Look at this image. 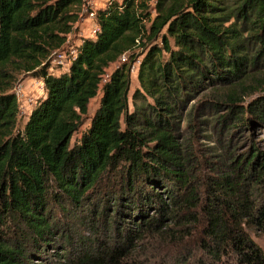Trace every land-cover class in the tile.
Here are the masks:
<instances>
[{
	"label": "trees",
	"instance_id": "trees-1",
	"mask_svg": "<svg viewBox=\"0 0 264 264\" xmlns=\"http://www.w3.org/2000/svg\"><path fill=\"white\" fill-rule=\"evenodd\" d=\"M85 2L0 0V264H143L134 253L148 241L143 250L187 237L203 264H264L251 234L264 236V153L202 176L180 120L196 126L185 110L203 87L229 114L264 87V0H110L68 68L51 73ZM22 71L45 92L21 127L10 89ZM254 104L264 120V98Z\"/></svg>",
	"mask_w": 264,
	"mask_h": 264
},
{
	"label": "rangeland",
	"instance_id": "rangeland-1",
	"mask_svg": "<svg viewBox=\"0 0 264 264\" xmlns=\"http://www.w3.org/2000/svg\"><path fill=\"white\" fill-rule=\"evenodd\" d=\"M110 0H86L83 6L81 19L75 24L74 30L68 34L66 44L51 52L49 62H51V73L57 74L66 70L69 66L70 55L68 51L77 44L81 43L82 36L90 34L93 25V20L89 18L91 9L97 10L105 7ZM88 8H91L90 10ZM143 48H136V60L131 63V90H130V107L133 108L132 95L136 89L140 88L138 80V71L140 61L144 54ZM66 51V52H64ZM48 61V60H47ZM122 62H128V56H123L118 62L114 63L108 70L111 72L116 66ZM11 92L17 96V102L20 108L19 126H24L29 114L35 107L38 99L44 95L45 85L43 79L36 77L33 72H18L14 78ZM212 87H203L200 91L193 93L190 101L187 104L186 112L192 113L196 126L189 125V114L182 117L181 125L185 132V137L193 143L196 150L194 162L199 164L198 171L202 176H207L208 173H216L217 170L227 168L231 161L241 159L243 156L250 158L253 153H264V120L257 118L258 113H253L251 105L257 99L264 98V87L256 86L249 90L248 94L243 96L239 106L232 114H229V108L222 105H214L210 100L217 99L214 97ZM101 91L93 98L89 104L88 114L83 118V125L80 131L74 135L72 144L81 136V133L88 128L91 118L100 103ZM241 109L245 112L241 113ZM255 110V109H254ZM228 115L226 120L223 115ZM241 116V120L239 117ZM247 119L246 121H243ZM255 120V122H253ZM264 162V157L262 158ZM63 219V218H62ZM79 229L83 230V227ZM252 237L262 247L264 251V236L258 231H254ZM152 241H148L150 243ZM196 237H187L184 240H177L173 243L165 242L160 244H149L148 249L142 246L134 253L137 260L143 264H203L209 259L201 255L197 246ZM143 250V251H142ZM61 251V250H60ZM58 248L52 249L48 255L51 261L58 255ZM52 254V255H51ZM185 263L179 261H184ZM50 261V262H51ZM34 264H47L41 261H36Z\"/></svg>",
	"mask_w": 264,
	"mask_h": 264
},
{
	"label": "built area",
	"instance_id": "built-area-1",
	"mask_svg": "<svg viewBox=\"0 0 264 264\" xmlns=\"http://www.w3.org/2000/svg\"><path fill=\"white\" fill-rule=\"evenodd\" d=\"M95 17H96V10H93L92 9L91 12H90V16H89V18H91L93 20V25H92L91 32H90L91 34L96 33L97 30H98V28H99L98 25H97V23L95 22ZM64 52H66V51H64ZM76 53H77L76 47H73L72 49H70L68 51V54L70 55L69 63H70V61L72 59H74L76 57Z\"/></svg>",
	"mask_w": 264,
	"mask_h": 264
}]
</instances>
